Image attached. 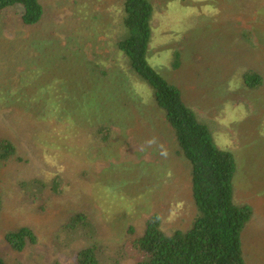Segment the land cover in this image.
I'll use <instances>...</instances> for the list:
<instances>
[{
    "label": "rangeland",
    "instance_id": "obj_1",
    "mask_svg": "<svg viewBox=\"0 0 264 264\" xmlns=\"http://www.w3.org/2000/svg\"><path fill=\"white\" fill-rule=\"evenodd\" d=\"M121 1L41 0L32 27L21 5L0 12V139L17 146L0 162L8 264H78L96 246L101 264H134L129 242L152 215L167 233L193 224L190 163L154 90L114 49ZM149 1L148 61L234 155L235 203L254 212L244 254L264 264V84L245 79L248 70L264 78V0ZM77 213L92 228L73 222ZM22 227L38 242L14 252L8 236Z\"/></svg>",
    "mask_w": 264,
    "mask_h": 264
},
{
    "label": "trees",
    "instance_id": "obj_2",
    "mask_svg": "<svg viewBox=\"0 0 264 264\" xmlns=\"http://www.w3.org/2000/svg\"><path fill=\"white\" fill-rule=\"evenodd\" d=\"M121 3L123 16L116 31L114 49L130 59L135 74L154 90L155 101L175 133L179 152L190 163L192 199L196 210L191 227L172 233L163 229L159 215H152L142 234L129 242L136 255L134 264H249L243 250L242 235L254 212L249 205L235 203V157L218 147L211 130L187 105L181 90L164 79L149 63L155 14L152 3L149 0H122ZM16 5L23 7L24 26H36L42 21L44 6L41 0H0V12ZM176 58L177 65L179 54ZM245 79L250 89L264 84V78L252 70L246 72ZM46 117L44 115L42 119ZM16 156V144L9 138H1L0 162L8 163ZM1 211L0 199V216ZM71 219L92 228L85 214L77 213ZM131 232L134 233L133 228ZM37 242L29 227H22L8 236L9 246L14 252L22 253ZM77 260L78 264H101V250L97 246L84 249L77 254ZM0 264H8L1 255Z\"/></svg>",
    "mask_w": 264,
    "mask_h": 264
}]
</instances>
